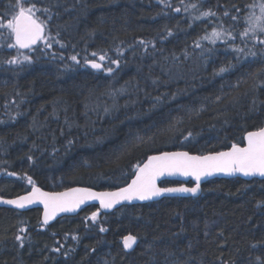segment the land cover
I'll return each mask as SVG.
<instances>
[{"label": "trees", "instance_id": "obj_1", "mask_svg": "<svg viewBox=\"0 0 264 264\" xmlns=\"http://www.w3.org/2000/svg\"><path fill=\"white\" fill-rule=\"evenodd\" d=\"M260 1L32 0L49 9L37 15L52 46L39 42L22 50L31 63L8 64L17 50L0 28V195L26 193L28 177L53 192L115 189L151 154L242 145L248 131L264 126V45L251 33L241 40ZM15 3L0 0V22L12 18ZM209 9L217 15L195 19ZM213 28L225 31L226 43L200 39ZM234 47L257 56L246 59ZM88 59L103 69L91 70ZM17 235L26 237L23 247ZM126 235L136 237L132 249L123 247ZM0 264H264V179L214 178L199 195L107 213L90 205L48 226L40 208L0 207Z\"/></svg>", "mask_w": 264, "mask_h": 264}, {"label": "snow or ice", "instance_id": "obj_2", "mask_svg": "<svg viewBox=\"0 0 264 264\" xmlns=\"http://www.w3.org/2000/svg\"><path fill=\"white\" fill-rule=\"evenodd\" d=\"M161 3H165L166 6L171 7V4L167 0H160ZM181 4L184 0H180ZM28 4L29 6L25 7ZM189 6L185 7V11ZM195 8L196 5H190ZM12 10V18L7 21L6 24L0 22V28H6L9 30V38L13 42L8 43V48H14L17 50V55L12 56L6 61L8 64H21L23 62L31 63V57L26 55L22 50L31 51L38 42H43L45 47L50 48L52 46L51 37L45 35V29L47 23L41 20L38 12L43 11L48 13L49 9H39L32 0H16L15 7L9 5ZM18 9V11L16 10ZM175 12L181 11L180 7L174 9ZM237 13L240 12L239 8H236ZM260 16H249L246 19V23L249 25L243 33H241V40H245L251 33L254 43L264 45V39L260 38L257 33L264 34V4L260 7ZM7 14V13H6ZM216 12L211 9L200 13L199 17L207 18L210 16H216ZM228 15V12H225ZM51 17L49 16V19ZM235 21L238 16H233ZM222 28V26H221ZM172 33L169 31L168 33ZM3 34L0 33V36ZM225 36L224 30H213L202 36L200 39L208 40L210 43L215 44L217 41L226 43L227 41L222 39ZM228 39L235 40V36L231 32H227ZM60 43V41H55ZM141 44H145L144 41H140ZM61 47L64 45L61 43ZM196 47H201L199 41L196 42ZM233 50L237 53H243L245 58L257 56V52L249 49L247 52L244 48L234 47ZM97 53L93 52L92 56L96 57ZM73 61L79 62L74 55L71 57ZM106 54L100 55L99 60L104 61ZM86 63L90 64L93 69H101L102 64L97 63L95 60H86ZM111 63L119 65L118 60H112ZM226 69L221 68L219 71L222 73ZM108 73H112V68H107ZM159 99V98H157ZM220 98L217 97V100ZM255 104V101H254ZM107 111V109H105ZM190 135V134H189ZM246 144L244 147L233 143L229 151L217 152L215 154L206 156H190L187 152H164L157 156H149L146 163L143 166L136 165V174L131 183L126 187L119 188L116 191L111 192H95L90 188H73L66 192L49 193L42 192L40 188L36 187L31 177H28V183L32 186V191L27 195L19 196L14 200H2L0 203L14 205L18 209H23L28 205L34 203H40L44 207L43 224L47 225L58 213L61 212H74L86 201L97 200L100 205V209H112L115 205L120 204L123 201H132L133 199L144 201L150 200L154 197L161 196L165 193H190L193 196L197 195L200 190L201 178L204 176L212 175L214 173H223L225 175H235L239 173L243 176H259L264 177V127H260L255 131H249L244 136ZM32 158L29 157V160ZM165 173L172 175L179 173L183 176H191L195 180V186L193 187H178V188H160L157 187L156 180L159 176ZM8 175H15L14 173H8ZM99 211V210H98ZM98 212L91 214V221L97 222ZM25 229L21 228L20 232H24ZM101 233L106 232L107 229L100 227ZM16 241L20 243V247L24 246V240L26 237L17 235ZM73 240L78 239L77 236L72 237ZM123 247L125 250L132 249L136 243V237L132 235H126L122 238ZM61 247H63L61 245ZM53 251L59 252V248L53 249Z\"/></svg>", "mask_w": 264, "mask_h": 264}, {"label": "water", "instance_id": "obj_3", "mask_svg": "<svg viewBox=\"0 0 264 264\" xmlns=\"http://www.w3.org/2000/svg\"><path fill=\"white\" fill-rule=\"evenodd\" d=\"M45 33H46V29H45ZM39 43V42H38ZM35 47V46H34ZM27 50V49H25ZM88 60H95V59H88ZM97 63H100L98 62L97 60H95ZM86 66L88 68H90L91 70H94V71H97V72H100L102 69H103V65H102V68L101 69H93L90 64L86 63ZM264 127V126H263ZM257 130V129H256ZM251 131H255V130H251ZM249 132V131H248ZM246 135V134H245ZM244 135V136H245ZM246 144V141L244 140L243 141V144L242 145H239L241 147H244ZM231 149V146L227 149H224V150H221V151H216V152H210V153H206V154H196V153H190L186 150H170V151H164V152H187L190 156H206V155H211V154H215L217 152H224V151H229ZM164 152H159V153H155V154H151L149 156H157V155H160ZM148 156V157H149ZM148 157L146 159H144L139 165L140 166H143L144 163L147 162L148 160ZM136 171L137 169L135 170L132 178L130 179L129 183H131L132 179L135 177V174H136ZM0 177H1V174H0ZM236 177H239V178H242V179H245V180H250V179H253V178H258V179H264V177H259V176H243L239 173H236L235 175H225L223 173H214L212 175H208V176H204L201 178V182H200V190L198 192L197 195L200 194V191H201V186L203 183H205L206 181L210 180V179H214V178H236ZM163 180H175V181H178L180 184L178 185H173V186H162L160 183L163 181ZM189 183H191L189 185ZM195 180L193 177L191 176H183L179 173H174L172 175H169L167 173H165L164 175L162 176H159L156 180V184H157V187H160V188H178V187H181V186H184V187H193L195 186ZM128 184L124 185V186H121V187H118V188H115V189H105V190H98V189H95V188H92V187H87V186H81V185H78V186H73L71 188H68V189H65V190H62V191H57V192H53V191H47V190H44L42 188H40L39 186L36 185V187L40 188V190L42 192H49V193H60V192H66L68 191L69 189H73V188H90L92 191H95V192H111V191H116L118 190L119 188H122V187H126ZM32 191V187L31 189L26 192V193H23L21 195H18V196H14V197H4V196H1L0 195V199L2 200H14V199H17L19 196H23V195H27L28 193H30ZM188 195H192L190 193H165V194H162L161 196H158V197H154L150 200H144V201H140V200H136V199H133L132 201H123L121 202L120 204L118 205H115L112 209H100V205H99V202L97 200H90V201H86L84 204H82L78 209H76V211L74 212H61V213H58L52 220L49 221V223L47 225L43 224V214H44V207L42 204L40 203H34V204H31V205H28L26 206L25 208L23 209H18L16 208L14 205H9V204H4V203H0V207H7V208H12V209H16L18 211H27V210H30L32 208H40L41 209V222L43 225L45 226H48L50 225L51 223H53L56 219L60 218V217H63V216H73V215H76L78 214L83 208L87 207V206H90V205H96L99 207L100 210H102L103 212H111L113 210H115L116 208L122 206V205H131V204H139V203H144V202H148V201H153V200H157V199H160L162 197H165V196H188Z\"/></svg>", "mask_w": 264, "mask_h": 264}, {"label": "rangeland", "instance_id": "obj_4", "mask_svg": "<svg viewBox=\"0 0 264 264\" xmlns=\"http://www.w3.org/2000/svg\"><path fill=\"white\" fill-rule=\"evenodd\" d=\"M262 4H264V1H260L259 3H257V4H255V5H253L252 7H251V15L250 16H260L261 15V12H260V7H261V5ZM249 17V16H248Z\"/></svg>", "mask_w": 264, "mask_h": 264}, {"label": "bare ground", "instance_id": "obj_5", "mask_svg": "<svg viewBox=\"0 0 264 264\" xmlns=\"http://www.w3.org/2000/svg\"><path fill=\"white\" fill-rule=\"evenodd\" d=\"M28 192V191H27ZM45 226V225H44Z\"/></svg>", "mask_w": 264, "mask_h": 264}]
</instances>
